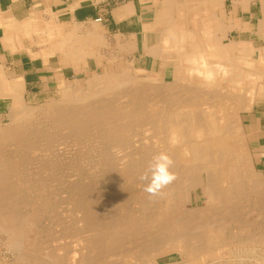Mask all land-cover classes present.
<instances>
[{
    "label": "bare ground",
    "instance_id": "6f19581e",
    "mask_svg": "<svg viewBox=\"0 0 264 264\" xmlns=\"http://www.w3.org/2000/svg\"><path fill=\"white\" fill-rule=\"evenodd\" d=\"M261 1L263 3V12H264V0H261ZM176 2L177 1L174 0V2L169 3V7L164 9L161 12V18H160V21L163 24H167L172 29V30H170L171 35L170 36L167 35V37H165L163 39V42H162L163 50H168L171 47H175L178 49L179 55H180V59L179 60L176 59V61H178V69H176V74H175L174 78H175V80L178 78L179 80L187 81V80L195 79L194 76L196 75V76H199V77L204 79L202 82L200 81V84L198 83V85H202L204 87L205 86L210 87V85L214 86L213 85L214 81H215V86H216L217 85V79H218L217 77L220 76V74H224L225 76L220 78L221 80L219 82L221 83L225 79L226 80L228 79V81L232 82V85L230 88L229 87H228V89L226 88L227 90H224L225 88L221 89L222 91L218 89L219 93H217L216 95L215 94L211 95V94L207 93V95H210V96H206L205 95L206 93L204 91H203L202 95H201V92L198 91L199 86H198V88L195 86V88H197V91L200 93V95H199L200 97H197L195 99H199V100L203 99L204 100V98L209 97L211 99L217 100V104L214 105L216 107V109H213V111L209 110V112L210 113L217 112V113H221L224 115L226 110H227V114L229 111L231 116L229 117L227 122L229 123V121H230V123L229 124L224 123V125L222 124L223 126L219 125V121L223 120L225 122L227 117L224 116L222 118V120H216V118L211 116V114H209V116L206 114V113H209L208 110H206V113L197 111L198 109L194 110L193 105L194 104L196 105V102L192 103V102L182 101V99H180L181 98L180 95H176V94L172 93L173 92L172 90H176V91H178L179 89L183 90V88H180L182 86L177 87V86L173 85L172 87L171 86L167 87L168 89L169 88L171 89L168 91H166V89L165 90L162 89L161 86L160 87L159 86L154 87V86H150V85H148V86H146V85H135V86H133L132 82H131V80H132L131 75L132 74L128 75L126 72L128 70H124V68H123L120 72L121 75H119V76L115 77V75H117V74L113 69H106L108 71L105 72L104 75L99 76L97 74V75H94V78H93L94 84H96V86H100L102 88V89H100V90H102L101 91L102 95L103 94L112 95V97H114V95L119 96L118 99L122 100L121 103L116 102V101H118V100H116L117 98L115 99L116 101L112 102V101L108 100L109 98H103L102 97L101 99H98V100L94 99L96 101L89 102L85 105L84 104H69L71 106H65V107L62 105L64 107V109L62 108V111L60 110L56 116L51 117L52 118L51 123L54 125L52 127L57 128V129H59V127H60L61 129H65L66 131L68 130L67 133H70V135L73 137L72 138L73 140H80V139L82 140L83 138L87 139L88 137H90L89 135H90V133H92L91 127H93L92 126L93 123L101 122L102 125H104L106 123V125L108 126V125H110V122L116 121L115 120L116 118L122 119V117H123V119H122V123H123V120L128 118V117L130 119V116H134V117L143 116L144 117V116H146V114L148 113V110H149L151 112V114L148 113L149 116L151 115L150 117H148L150 123L153 122L152 124H154V122H156L157 124H160L159 127L161 129H164V128L166 129V127H167V129L170 128L172 130V133L167 135L168 139H166V141L164 142L165 143V149H167V150H165L163 148L165 150L163 152H167L169 155H171V157L173 158V160L175 162L174 168L175 167L180 168V166H181L183 169L188 171L189 168L193 167V168H195L194 172L196 175L205 174L203 181L201 180V178H200L201 176H200L199 178H192L188 182L190 183L191 186H194L192 188H196V186H203V190L207 195V202L209 204L207 206L209 208L208 211H211V212L215 211L216 212V211L222 210V212L225 211L224 213H226V214L231 213L232 218H233L232 220L233 221L235 220L236 221L235 223L239 222L238 225H240L242 227L246 226L248 224L247 227H250V229H251L252 222H251V225H249V222L247 223V222H241L240 220H237V218L238 217L240 218L241 215L238 216L239 214L236 215V213H237L238 209L240 208V205H242L241 203L247 201L248 204H250L249 202L252 200L251 197L254 195L256 196V199H258V200H256L258 202L257 206H256V208L258 209V212H259V210L262 209L263 197H261V193L264 192V190H263L261 185L256 184L252 187V185L254 184L253 180H257V181H255V183L260 181L261 184H262V181H261V179L257 178L258 175L253 172L251 166L249 167V172H245L244 174L243 173L241 174L242 169L239 167V165L241 164V161L237 155V150L234 148L235 145L233 146V142H232L233 139H230L233 136L230 133H227V132L225 133L224 131H228L231 128L235 129V127H237V125L235 126V124L238 121L237 118L239 116H237V115L239 114L240 111H243V110L250 111L252 109L253 104L255 102V98H256V86L260 82L264 81V78H263L264 77V69H255L256 63L249 60L248 56L250 53V51H249L250 44H248L246 42H238V43L237 42H231L230 44L226 45L223 43L222 40L224 38H226V32L228 30L222 29L225 27V25L221 23V20L217 16L218 13H216V12L219 10H222V5L224 3V0H187V1L182 2V3L181 2L176 3ZM119 18H121V16H119ZM226 22H228V20H226ZM187 24L193 25L195 30H188L186 28ZM227 27L229 29L232 28L229 26H227ZM261 27L262 28L264 27V20L261 22ZM148 28H150V27H148ZM238 28H240V27H238ZM62 35H64V33ZM87 35H85V36L88 37ZM133 41H134V39H133ZM159 43H160V41H159ZM103 44H104V39H103L102 35L101 36L93 35L88 40H81V39L75 38V37H73V39L66 40V37H64L63 39H61L59 41V43L56 45L55 49L62 51L65 54V57L69 58L71 60V62H73L74 65H78L79 63L80 64L85 63L86 57L89 55L94 56V54H97L98 57H95V56L94 57L100 63L102 61V59L100 57V54H98L97 50ZM119 44H120V49H122L121 54H120L121 55L120 57L122 59V57L125 54L124 52L126 51L125 48L127 46L122 48V46H121L122 44L121 43H119ZM67 45H68V50H66ZM237 51H239L242 54V57L239 59L240 62L238 61V58L235 57V55L237 54L236 53ZM262 53H264V52H262ZM208 55L210 57L209 59H208ZM159 56H160V54H159ZM159 56L156 58H159ZM161 56H163V55H161ZM263 57H264V55H263ZM111 59H113V58H111ZM172 61H174V60H172ZM168 62H169V60H168ZM260 64L264 65L263 59H261ZM125 69H131V68L129 67V68H125ZM242 69H248V70H242ZM75 70H77V69H75ZM104 71H105V69H104ZM138 71H140V70H138ZM226 74H228V75H226ZM170 76H171V74H170ZM227 76L231 77V78H227ZM19 77H22V76L20 75ZM252 77H255L256 79H258V81H256L255 85L252 82H250V84H248V85L246 84V86H245L244 78H248L250 80ZM112 78H113V81L110 80ZM123 84H125V85H123ZM128 84H131L132 86L128 85ZM136 84H137V82H136ZM152 85H154V84H152ZM186 85L188 86V83ZM59 86H60L59 88H62L64 86L63 81H62V84H60ZM162 87H166V85L162 86ZM185 89H186V87H185ZM187 89H188V87H187ZM22 90H24L23 84L21 82H17L14 84V87H11V85H10V87H8V89L5 91L6 95H4V97H11L13 99V107H14L15 111H17L19 108L21 111L23 109L27 108L26 103H25L26 100L24 101V99H23ZM236 90L238 92H236ZM186 92H187V90H186ZM206 92H208V91H206ZM175 93H177V92H175ZM183 93H185V92H183ZM98 95H100V94H98ZM98 95H96V96H98ZM168 95H170L169 100L167 97ZM245 95H246V98L244 97ZM96 96L93 95L92 97L95 98ZM190 96H192V95L190 94ZM241 96H243L244 99ZM92 97H90V98H92ZM192 97H191V99H193ZM98 98H100V97H98ZM76 100H77L76 98L75 99L73 98L74 102H72V103H75ZM80 100L81 99H79V101ZM203 100L201 102L202 104L204 103ZM161 101H162V103H165V104L162 105V107H163L162 109H157L156 106H154V105L160 104ZM119 104H122V106H120ZM189 105L191 106L192 110L188 109ZM160 107H161V105H160ZM209 108H211V107H209ZM49 109H50V107H49ZM206 109H207V107H206ZM29 111H31V110H29ZM39 117H40V115H39ZM217 118H219V117H217ZM140 119L138 121H140ZM145 120L146 119L143 118L142 121H145ZM118 121L119 120H117L116 122H118ZM103 122H104V124H103ZM145 122L144 123L142 122V123L145 125ZM119 123H120V121H119ZM130 124L134 125L135 123L133 124L132 122H130ZM130 124L128 123V125H129L128 126L126 123V126H125V124H124V126L129 127V129H131L132 125H130ZM143 124H141V125L143 126ZM149 125H147V126L149 127ZM134 126H138V125H134ZM147 126H146V128H147ZM25 127H27V126H19V130L21 128L23 130L21 129L22 132L17 131L18 132L17 136L19 139L20 138L22 139L25 137L24 141L27 140L29 142L27 144H29V145H30V143L33 144V141L35 140V136L33 135L34 132H31L32 130H30V132H31L30 133L29 129L27 131V129H25ZM105 127H104V130H105ZM125 127L121 128V127L115 126V125L112 126L111 128L109 127L110 132H108L109 137H107V138L110 139V141H107V138L105 140L102 135H101L102 137L100 139L103 138L105 141H107V143L109 142L108 144L111 148H112V146L116 147V148H123L125 146V144H127V142H128V141H125L126 138L123 135L124 129H126ZM159 127H157V128H159ZM100 128H101V126H100ZM152 128H154V127L152 126ZM57 129H55V130H57ZM127 129H126V131H127ZM133 129H134V127H133ZM238 129H240V128H238ZM100 130H102V129H100ZM9 131H10V129L7 130V132H9ZM58 131H60V130H58ZM66 131H65V133H66ZM97 131H99V130L96 129L95 132H97ZM161 131H163V130H161ZM161 131L159 130V132H161ZM187 131H190V133ZM102 132H103V130H102ZM136 132H137V130H136ZM151 132H149V134ZM156 132H158V131H156ZM237 132L239 133L241 131H237ZM92 134H94V133H92ZM149 134H148V136H149ZM154 134H155V132H154ZM162 134H164V132ZM44 135H47V134L44 133ZM58 135H57V137H58ZM59 136H61V135H59ZM132 136H130V137L133 138ZM150 136H151V134H150ZM156 136H154V137H156ZM98 137H100V136H98ZM104 137H106V136H104ZM53 138H51L52 140H50V139H46L44 137V139L41 138V140L43 139V143H44V140L46 139L45 144H47V146H49L48 148L51 149V148H55L56 143H58V141L55 142L53 140ZM66 138H68V137H66ZM229 139H230V142H228ZM55 140H58V139H55ZM2 141H4V140L2 139ZM37 141H39V139ZM39 142L42 143V141H39ZM41 143H40V145L43 144V143L42 144ZM107 143H105V144H107ZM178 143L180 145L182 144V147H184V149H185L184 154L181 153V155H182L181 158L178 155V151H177L178 149L176 150V147H173V146H175V144L180 146ZM155 144H158V143H155ZM137 145H136V147H137ZM159 145L160 144H158V146ZM42 146H40V147L42 148ZM32 147H33V145H32ZM46 147H45V149L47 150ZM110 147L107 148L108 151H110ZM160 147H159V149H160ZM235 147H237V146H235ZM7 149H9V148L7 147ZM107 149L105 150V152L103 151V153L102 152L101 153L104 155L102 160H103V162L108 163V164H106V167L109 168L110 172H112L113 169L115 168V166H114L115 163H119L120 166H123V168H124L123 170H126V172L130 171L134 168L131 165L132 160L131 161H130V159H129V161L127 160L128 159V157L126 156L127 154L122 158L116 159V158L109 157L107 154H105L108 152ZM144 149H146V148H144ZM152 149H154V148H152ZM17 150H18V148H17ZM19 150H20V148H19ZM39 150H40V148H39ZM42 150L43 149H41V152H42ZM142 150H143V148H142ZM130 151H131V149H130ZM43 152L45 153L44 150H43ZM110 152H113V151H110ZM134 152H136V151H134ZM147 152H148V150H147ZM159 152H161V151H159ZM129 153H131V152H129ZM229 154H232V156H230ZM22 155H23V153H22ZM37 155H38V153H37ZM106 155L108 157H106ZM131 155H129V156H131ZM139 157L141 158V162H142L141 164L143 165V166L142 165L141 166L146 167L145 164L147 165L149 162L147 154H145V153L141 154L140 153ZM243 157H244V155H243ZM131 158H132V156H131ZM9 159L11 160V158H8V160ZM5 160H7V158ZM5 160H3V161H5ZM228 161H229L228 164L230 166L228 165L229 168L226 166V169L227 168H228V170L231 169V173H230V176L228 177V180L232 181V183L229 184V186H230L229 188H226V189L224 188L225 190L222 189L223 190L222 191V190H219V187H220L219 184L222 185V183L225 182L222 180H225L226 178L223 174L224 172H222L221 167L224 164H226V162H228ZM135 162H133V163H135ZM18 163H23V162H18ZM45 166H46V164L43 166V168ZM96 166L94 167L95 169H96ZM102 166H98L99 167L98 169H100V167H102ZM141 166H139V167H141ZM6 167H8V166H6ZM6 167L0 168V240L2 238L1 234H4L5 236H7L6 240H8L9 245L10 244H12V245L17 244L19 246L22 244L21 241L23 240V237H26V236L22 237V235H21L24 231L23 227H25L26 225L25 226L23 225L25 223V221L23 220L24 218L21 215L16 216L14 212L9 213V212H12V210L15 209L16 207H19V206H17L19 204H17V200L12 197V196H14L15 193L12 196H11V194H9V190L12 191V189L9 188L10 185L7 186L9 188V190L5 187L7 185L6 184L7 181L9 180V178H11V176L9 177V174L11 172L10 166H9V170H10L9 173H7L8 171L5 172ZM49 167H51V166H49ZM49 167H47V169ZM17 168H18V165H17ZM95 169H94V171H97V172H99L100 170L102 171V169H100L99 171L97 169L96 170ZM47 171H49V169ZM143 171L144 170H142V172ZM13 172H14V169H13ZM139 173H140V171H139ZM95 174H96V172H95ZM106 174H107V172H106ZM108 175L110 176V174H108ZM127 175H128V173H127ZM109 176L106 178L110 179ZM177 176H178V174H177ZM113 177H115V176H113ZM189 177H191V176H189ZM254 177H255V179H254ZM107 181H109V180H107ZM251 181H253V182H251ZM121 182H122V180H121ZM178 182H179V180H178ZM104 183H105V181H104ZM110 183H111V181H110ZM245 183H246V185H249V188L244 187ZM17 184H19V183L17 182ZM113 184H115V183H113ZM180 184H181V182H180ZM182 184L184 186V183H182ZM250 184H252V185H250ZM11 185H13V184H11ZM223 185H224V183H223ZM178 186H179V184H178ZM172 187L169 185L167 194L165 196H163V197H165V201H164L165 204L161 207V211L159 209H158L159 211L156 210V208H154L150 202L145 203L146 202L145 201L141 204V206H143V207L140 208V214L139 215H134L133 213H129V210H127L126 213H129V214L126 217L123 216L122 218H118V219H115L112 221H106L105 220V222L98 215H96L97 213H95L96 217H95V215H91V216L90 215H84V217L81 218V220H80V222H82L84 224V226H83L84 229H81V234L84 233V235L80 238L81 239L80 241L82 243L81 248L79 250L73 249V251L71 253H69V255H71L70 256L71 258L67 257V262L64 261V264H101V263L103 264V262H104L103 260H105V261H106V259L108 260V258L110 256L112 258L114 256H118V257L127 256L129 258H133L134 255L136 256L138 254L140 257L144 256V259L147 261V264H159L158 262H156V257L161 258V257L167 256L169 254H172L174 252H178L182 257H185V256H189V257L199 256L201 258L202 257H207V258L208 257H214L213 251L215 249L220 248L222 246H224V247L226 246L225 244H223V243H225V240H223V238H225L223 235L224 227H220V226L216 227L217 224H215V227H213L210 225V223L203 222L201 219L202 216L200 215V213L198 214L197 211H195V213L190 212V213H188L189 215H187L184 211V205H183V204H185L184 200L186 198L180 197V196H182V194L184 192H182V194L180 191L177 192L176 187H174L173 191H172ZM14 189H15V187H14ZM17 189H18V187H17ZM17 189H16V191H17ZM17 192L20 194L19 190ZM129 192H130V190H129ZM190 192H191V190H190ZM12 193H13V191H12ZM147 198H149V197H147ZM20 199L23 200L24 198L23 199L20 198ZM77 200H79V199H77ZM253 200H255V199L253 198ZM94 201H95V199H94ZM21 204H22V202H21ZM80 205L83 206V204H80ZM92 205L94 206V203ZM78 206H79V204H78ZM246 207L248 208V205L245 206V208ZM242 209H244V206L242 207ZM78 210L80 211V209H78ZM84 210H85V208H84ZM97 211H98V209H97ZM201 211H203V210H201ZM246 211L248 212V210H246ZM176 212L180 213L182 217L185 216L187 218V220L182 218V217H179V219H176V217H174V214ZM250 212H251V210H250ZM24 214H26V213H24ZM203 214H204V211H203ZM210 215H211V213H210ZM27 216H29V215H27ZM216 216H217V213H216ZM208 217H209V215H208ZM208 217H207V219H208ZM262 218H263V214H262ZM27 219H28V217H27ZM205 219L206 218H204L203 220H205ZM221 219H223V218H221ZM242 219H246V218H242ZM101 220H102V222H101ZM207 221H209V220H207ZM215 221H216V219H215ZM243 221H245V220H243ZM221 222H222V220H221ZM33 223L35 224V222H33ZM192 223H195L194 226H197L199 224L200 228H203L202 226H205V228H204L205 230L204 229L201 230L200 233H198L197 235H194V236L189 235L188 230L190 228V224H192ZM226 223H227V221H226ZM27 224L29 225V222ZM211 224H213V222ZM253 225H254V222H253ZM101 226H104V227L101 228ZM191 226H193V225H191ZM26 227H28V226H26ZM31 227L33 228V226L30 225V227H29L30 230H31ZM206 227H208V229H206ZM243 229H245V228H243ZM247 232L249 234L248 238H250L251 242H252V239L254 240V238H255L254 241H257L261 244H264V231L261 232L259 230L258 233H255V234H251L250 233L251 230H249ZM28 233H31V232L28 231L27 234ZM33 233L35 234L34 231H33ZM79 235H80V233H79ZM36 236H32V237H36ZM32 237H29V238L31 239ZM76 237H77V235H76ZM245 237H247V236H245ZM37 238H38V236H37ZM25 240H27V238ZM38 240H40V238ZM246 240L247 239H245V242H246ZM26 242L27 241H25V243ZM228 242L229 241H227V243ZM241 242H244V241L242 240ZM37 243H39V242L37 241ZM76 244H79V243L77 242ZM72 245H73V243H72ZM14 246L17 247L16 245H14ZM14 246H12V247H14ZM32 246H29L28 248H30ZM62 246L64 247V245H62ZM19 248H21V247L19 246ZM126 248H128V249H126ZM9 249H11V247ZM19 251H17V252H19ZM29 251H31V250H29ZM39 251H41V250H39ZM52 251H54V250H52ZM182 251H185L184 253H186V254H184ZM26 252H28V251H26ZM113 252H115L114 255H112ZM39 255H40V253H39ZM48 255H51V253H49ZM54 255L55 254L53 253V256ZM257 255H258V253L255 256H257ZM34 257H36V256H34ZM111 257L109 258V260L111 259ZM45 258H47V257L45 256ZM23 259H25V258H23ZM23 259H22V261H23ZM39 259H41V258H39ZM135 259H136V257H135ZM140 260H136V261L140 263ZM22 261H20V262L24 263ZM40 261L45 262V259L40 260ZM47 261H48V259H47ZM50 261H51V257H50ZM52 262H53V260H52ZM55 262H53V263H55ZM183 262H185L186 264H191L190 261H188V259H186V261L183 260ZM39 264H40V262H39ZM109 264H111V263H109ZM170 264H172V263H170ZM174 264H180V263H174ZM210 264H227V263L224 260L221 261L220 258H215L214 262H212ZM238 264H263V262L259 263L257 261H248V260L245 261V260L240 259Z\"/></svg>",
    "mask_w": 264,
    "mask_h": 264
},
{
    "label": "rangeland",
    "instance_id": "374dc122",
    "mask_svg": "<svg viewBox=\"0 0 264 264\" xmlns=\"http://www.w3.org/2000/svg\"><path fill=\"white\" fill-rule=\"evenodd\" d=\"M222 29L228 30L229 28L227 26H225ZM47 30H48V37L50 40H48L47 44L44 42V47L47 45V47L50 48V50H48V53H52L53 51H57L54 48L56 46L52 47V45H55L56 43H58V41H60L64 37H66V40L73 39V37L79 38L81 40H88L93 35H95V36L96 35H99V36L102 35V37L104 39V44L101 45L99 47V49L97 50L98 54H100L102 61L99 63L98 60L95 58V57H98L97 54H94L95 57L93 55L87 56L86 60H90V59L94 60L96 62L98 69H94L93 71L87 70V72H85V73L82 72L83 69H77L76 71H80V72H82V74L75 77L72 73L71 74L72 76L68 75V80L65 81V80L61 79L64 83V86L62 87L63 89L65 88L64 90L62 88H59L60 87L59 85L62 84L61 80H59L58 83L55 80H53V81L50 80V82L48 81V83H49L48 85H46V83L44 82V95L42 97L26 99L25 103H26V107L28 109L26 108V109H23L21 111L19 108L17 111H15L14 107H13V102L11 99H6L5 101H2V100L0 101V132H1L0 133V149H1L0 152L2 151L0 153V159H1L0 160L1 161L0 162L1 163L0 168L1 167L5 168L6 166H8V167H6V170H5V172L8 171L7 173H9L11 170L12 173L10 172V174H9V177L11 176V178H9V180L6 183L7 185L5 187L8 190H9V188L12 189L13 193L11 190H9V194H11V196H12L15 193L14 196H12V197L15 198L17 200V204H19V205H17L19 207H16L15 209L12 210V212H9V213L14 212L16 216L21 215L24 218L23 220L25 221V223L23 225L28 226V227H26V226L23 227L24 231L21 235H22V237L23 236H26V237H23V240L21 241L22 244L19 245L21 248H19V246L17 244H13V245L10 244L9 245L8 240H6L7 236H5L4 234H1L2 238L0 240V264H29V263L30 264H39V262H40V264H51V263L52 264H55V263L56 264L57 263L58 264H64V261L67 262V257L71 258L70 257L71 255H69V253H71L73 251V249L79 250L81 248L82 243L80 241L81 240L80 238L84 235V233L81 234V229H84L83 228L84 224L82 222H80V220H81V218L84 217V215H90L91 216V215H95V213H97L96 215H98L105 222V220L106 221H112V220H115L118 218H122L123 216L126 217L129 213H133L134 215H139L140 214V208L143 207V206H141V204L145 201H146L145 203L150 202L152 204V206L154 208H156V210L159 209L160 211H161V207L165 204V202H164L165 197H163V196H165L167 194L168 187L164 190L163 196L149 199V198H147L148 194H146L143 191V182H141L139 179L140 175L146 170L145 168L147 167L146 164H145L146 167H142L143 165L141 164L142 163L141 158L139 157L140 153L141 154H143V153L147 154V157L150 160L151 157L154 154H156L157 152L159 153V151L162 152V151L167 150V149H165V143L164 142L166 141V139H168L167 135L172 133V130L170 128L167 129V127H166V129L165 128L161 129L159 127L160 124H157L156 122H154V124H152L153 122L150 123L148 117L151 116V115L149 116V114H151V112L149 110H148L149 114L147 113L146 116H144V117L143 116H137V115H136L137 117L130 116V119H129V117L124 119L123 123H122L123 117H122V119L116 118L115 120L116 121L119 120L121 124L119 123V121L118 122L112 121V122H110V125H108V126L106 125V123L104 124V122H103L104 125H102L101 122L93 123V125H92L93 127H91V130H92L91 132L94 134L90 133V135H89L90 137L87 138L88 140L86 138H83L82 140L81 139L80 140H73L72 139L73 137L70 135V133H67L68 130L66 131L65 129H61L60 127H59V129L52 127L54 125L51 123V119H52L51 117L56 116L57 113L60 110L62 111V108L64 109L65 106H71L69 104H84L85 105L89 102L96 101L94 99L98 100V99H101L102 97L103 98H109L108 100L112 101V102L118 100L116 102L121 103L122 100L118 99L119 96L114 95V97H112V95H106V94L102 95V92H101L102 90H100L102 88L100 86H96V84H94V79H93L94 75L98 74L99 76H102V75H104L105 72L108 71L106 69H113L117 74V75H115V77H116V76L121 75L120 72L124 68V70H128V71H126L128 75L132 74L131 75V77H132L131 82H132L133 86H135V85H146V86L150 85V86H154V87H156V86L160 87L161 86V88L164 90L166 89V91L171 90L170 88L168 89L167 87H170V86L172 87L173 85H175L177 87L182 86L180 88H183V90L182 89H179L178 91L172 90L173 91L172 93H174L176 95H180L181 96L180 99H182V101L192 102V103L196 102V105L195 104L193 105L194 110L198 109L197 111H200L203 113H206V110H208V112H209V110L213 111V109H216V107L214 105L217 104V100L211 99L209 97L204 98V100L203 99H200V100L195 99L197 97H200L199 96L200 93L198 91L201 92V95L203 94V91L206 93L205 94L206 96H210V95H207V93H209L211 95H214V94L216 95L217 93H219V90L224 89V88H225L224 90H227L228 87L230 88L232 85V82L228 81V79L227 80L225 79L221 83L219 82L221 80L220 78L225 76L224 74H220V76L217 77L218 79H217V85L216 86H215V81H214L213 82L214 86L210 85V87H207V86L204 87L202 85H198V83L200 84V81L202 82L204 79L199 77V76H196V75L194 76V78H195V79H193L194 81L193 80L183 81V80H179L178 78L175 80L173 75L170 76V74H168L167 76H164V75L160 76V75H154V74H150V73L146 74L145 72L138 71L132 65H130L128 61L121 59V57L119 55V53H120V44H119L120 42H118L119 40L116 41L115 38H112V37L106 35L104 33V30L102 29V26L99 24H94V25L89 26V27H86V26L84 27L83 25H76V26L64 25V26H61V25L52 24V25L48 26ZM63 33H64V35H62ZM85 35H87L88 37H86ZM66 50H68V45L66 46ZM111 58H113V59H111ZM64 59H65V65L66 66L73 64V63H71V60L69 58H64ZM82 67H83V65H82ZM129 67L131 69H125V68H129ZM104 69H105V71H104ZM242 70H248V69H242ZM226 75H228V74H226ZM227 78H231V77L227 76ZM110 80L113 81V78ZM256 81H258V79H256L255 77H252L250 80L248 78H244L245 86H246V84L247 85L250 84V82H252L255 85ZM136 82H137V84H136ZM169 82L170 83L172 82V83L170 84ZM187 83H188V86L186 85ZM152 84H154V85H152ZM123 85H125V84H123ZM128 85H131V84H128ZM165 85H166V87H162ZM195 86L197 88L199 86L198 91H197V88H195ZM185 87H186V89H185ZM187 87H188V89H187ZM186 90H187V92H186ZM182 91L185 93H183ZM206 91H208V92H206ZM175 92H177L178 94ZM236 92H238V91L236 90ZM98 94H100V95H98ZM190 94L193 97L190 96ZM93 95L94 96L98 95V96H96L94 98V97H92ZM90 97H92L93 99ZM98 97H100V98H98ZM167 97L169 100L170 95H168ZM191 97L194 100L191 99ZM241 97L243 98V96H241ZM244 97L246 98V95ZM73 98L77 99L75 101V103H72V102H74ZM79 99H81V100L79 101ZM202 100L204 102L203 104L201 103ZM164 104L165 103H162V101H161L160 104H157L154 106H156L157 109H162L163 108L162 105H164ZM119 105L122 106V104H119ZM160 105H161V107H160ZM49 107H50V109H49ZM206 107H207V109H206ZM209 107H211V108H209ZM188 109L192 110L190 105H189ZM29 110H31V111H29ZM247 112L248 111H245V110L239 112V114L237 115V116H239L237 118L238 121L235 124V126L237 125V127H235V129L231 128L228 131H224L225 133L226 132L230 133L233 136L230 139L234 140V141L232 140L233 146L234 145L237 146V147L234 146V148L237 150V155L241 161V164L239 165V167L242 169L241 174L242 173L244 174L245 172H249L250 166H251L253 172L256 173L254 162H253V157H252L253 154L250 152V145L248 142L249 140L247 138L246 131L244 132L245 127L242 130V126H243L242 124H244V121L246 120ZM212 113L209 112L206 114L208 116H209V114H211V116L216 118V120H222V118L224 116L227 117L225 122L223 120L219 121V125L223 126L224 123L225 124L230 123V121H229V123L227 122L229 117L231 116L229 111L227 114V110H226L224 115L221 113H217V112H212ZM39 115H40V117H39ZM142 117L146 119L145 120L146 122L147 121L148 122L146 123L145 121H142L143 120ZM217 117H219V118H217ZM139 119H140V121H138ZM129 121L132 122L133 124L135 123L134 125H138L139 127L130 124ZM142 122L143 123L145 122V125ZM126 123H127V125H128V123L130 125H132L134 127V129L132 126H131V129H129V127H125ZM124 124H125V126H124ZM141 124H143V126ZM146 124L149 125V127ZM114 125L119 126L121 128H124V127L126 129L128 128L127 131H126V129H124V133H123L124 137L126 138V139L124 138L125 141H128L127 144H125V146L123 147L124 149L123 148H116L113 146L111 148L108 144L109 142L107 143V141H110V139L107 138V137H109V133H108V132H110L109 129ZM19 126H27V127H25V129H27V131L29 129V132H30V130H32L31 132H34L33 135L35 136V140L33 141V144L32 143H30V145L27 144L29 142L27 140L24 141L25 137L22 139L18 138V136H17L18 132H22V130H23L22 128H21L22 130L21 129L19 130ZM100 126H101V128H100ZM146 126H147V128H146ZM152 126L154 128H152ZM104 127H105L106 131L104 130ZM157 127H159V128H157ZM238 128H240V129H238ZM9 129H10V131L7 132V130H9ZM55 129H57V130H55ZM96 129L99 131L95 132ZM100 129H102L103 132ZM58 130H60L61 132ZM136 130H137V132H136ZM159 130L160 131L163 130V131L159 132ZM65 131H66V133H65ZM156 131H158V132H156ZM235 131L236 132L241 131V132L236 133ZM149 132H151L150 133L151 136H150ZM154 132L157 136L154 134ZM163 132H164V134H162ZM187 132L190 133V131H187ZM44 133L47 135H44ZM58 134L61 136H59ZM148 134H149V136H148ZM57 135L59 138L57 137ZM101 135L103 136V138L105 140L107 138V141H105L103 138L100 139L102 137ZM129 135L130 136L133 135L132 136L133 138H131ZM43 136L46 139H50V140H52L51 138L54 137L53 140L55 142L58 141V143H56V145H55V148L49 149L48 148L49 146H47V144H45L46 139L44 140V143H43V139H44ZM98 136H100V137H98ZM104 136H106V137H104ZM154 136H156V137H154ZM66 137H68V138H66ZM1 138L4 141H2ZM41 138H43V139L41 140ZM38 139H39V141H42L43 144L41 142L37 141ZM55 139H58V140H55ZM230 139L228 142H230ZM40 143L43 146L40 145ZM105 143H107V144H105ZM155 143H158L160 145L158 146V144H155ZM31 144L33 145V147ZM107 145L110 147V151H113V152L108 151L107 148H109V147ZM136 145H137V147H136ZM40 146H42V148ZM7 147L9 149H7ZM45 147L47 148V150L45 149ZM159 147H160V149L161 148L162 149L160 150ZM173 147H176V150L178 149L177 150L178 155L181 158L182 157L181 153L184 154V152H185L184 151L185 149H184V147H182V144L180 146L175 144V146H173ZM17 148H18V150H17ZM19 148H20V150H19ZM39 148H40V150H39ZM113 148L117 149L120 154H117V152L114 151ZM142 148H143V150H142ZM144 148H146V149H144ZM152 148H154V149H152ZM41 149H43L45 151V153L43 152V150L41 152ZM106 149L108 152L105 154H107L109 157L116 158V159L122 158L127 154L126 155L128 157L127 160L128 161H129V159H130V161L132 160L131 165L134 168L132 170L126 172V170H123L124 169L123 166H120L119 163H115V165H114L115 168L113 169L112 172H110L109 168L106 167V164H108V163L107 162L105 163L102 160L103 156H104L102 153H103V151L105 152ZM130 149H131V151H130ZM147 150L149 153L147 152ZM134 151H136V152H134ZM129 152H131V153H129ZM22 153H23V155H22ZM37 153H38V155H37ZM107 155H106V157H108ZM129 155H131L132 158ZM229 155L232 156V154H229ZM243 155H244V157H243ZM6 158H7V160H5ZM8 158H11V160L10 159L8 160ZM3 160H5V161H3ZM18 162H23V163H18ZM133 162H135V163H133ZM228 163H229V161L226 162V164H224L222 166L223 168L221 167L222 172H224L223 174H224L226 179L223 177L225 180H222V181H225V182H223L224 185H223V183H222V185L219 184L220 185L219 190H222V189L225 190L226 188H229L230 187L229 184L232 183V181L228 180V177L230 176V173H231V169L228 170V168L230 166ZM45 164L47 167L51 166L48 168L49 171H47L48 169L46 166H45L46 168L45 167L43 168V166ZM17 165H18V168H17ZM9 166H10V170H9ZM95 166H96V169L98 171L100 169H102V171L101 170L99 172L94 171ZM98 166H102L103 168L100 167V169H98L99 168ZM139 166H141V167H139ZM226 166L228 167L227 169H226ZM192 168H189L187 171V170L183 169L181 166H180V168L179 167L178 168L173 167L172 170L175 173L177 172L176 176H177V174H178V176H177V179L174 181V183L170 185L171 187L173 186L172 191H173V188L176 187L177 192L180 191L181 194H182V192H184L182 194V196H180V197L186 198L184 200L185 204H183V205H184V211L187 215H189L188 213H190V212L195 213V211H197V213L198 214L200 213V215L202 216L201 219L203 222L210 223V225L213 227H215V224H217L216 227L217 226L224 227L223 235L225 238H223V240H225V243H223V244H225L226 246L220 247L221 249L220 248L215 249L213 251L214 257H208V258L207 257L201 258L199 256L182 257L178 252H174L172 254H169V255L161 257V258L156 257V262H158L159 264H170V263H172V264H174V263L186 264L185 262H183V260L186 261V259H188V261H190L191 264H208V263L210 264V263L214 262L215 258H220L221 261L224 260L227 264H238L240 259L245 260V261L246 260L257 261L259 263L263 262V264H264V244H261L257 241H254L255 238H254V240L252 239V242H251L250 238H248L249 234L247 232V231L251 230L250 233L255 234V233H258L259 230L261 232L264 231V219H263L264 218V212H263L264 211V201L262 202L263 207L261 210H259V212H258V209L256 208L257 203H258L256 200H258V199H256L255 195L251 197L252 202L250 201L249 202L250 204H248L247 201L241 203L242 205H240V208L238 209L239 212L237 211V213H236V215L239 214L238 216L241 215L240 216L241 219L238 217L237 220H240L241 222H247V223L249 222V225H251V222L253 225V222H254V225H253L254 227L251 225V229H250V227H247L248 224L246 226L242 227V226L238 225L239 222L235 223L236 221L232 220L233 218H232L231 213L226 214V213H224L225 211L222 212V210L216 211V212L212 211L213 213L211 211H208L209 208L207 206L209 204L207 202V195L203 190V186H196V188H192L194 186H191L190 183L188 182L190 179L199 178L200 176H201L200 177L201 180L203 181L205 174L196 175L194 172L195 168H193V169ZM13 169H14V172H13ZM138 170L140 171V173ZM142 170H144V171L142 172ZM105 171L107 172V174ZM95 172L97 175L95 174ZM127 173H128V175H127ZM108 174H110V176ZM256 174L258 175L257 178L262 179L261 175H259L258 173H256ZM107 175L109 176L110 179L106 178V177H108ZM113 176H115L116 178ZM189 176H191V177H189ZM120 179L122 180V182ZM254 179H255V177H254ZM107 180H109V181H107ZM178 180H179V182H178ZM104 181H105V183H104ZM110 181H111V183H110ZM253 181H254V184L256 185L255 181H257V180H253ZM253 181H251V182H253ZM17 182L19 184H17ZM180 182H181V184H180ZM113 183H115L116 185ZM182 183H184V186ZM11 184H13V185H11ZM178 184H179V186H178ZM254 184L252 185V187L254 186ZM9 185H10V187L8 188L7 186H9ZM14 187H15V189H14ZM17 187H18V189H17ZM244 187L249 188V185H246V183H245ZM16 189H17V191L19 190L20 194L16 191ZM128 189L130 190V192ZM190 190H191V192H190ZM20 198H22V199L24 198V199L21 200ZM253 198L255 200H253ZM77 199H79V200H77ZM94 199L96 202L94 201ZM20 201L22 202V204ZM93 203H94V206L92 205ZM78 204H79V206H78ZM80 204H83V206ZM247 205H248V208L250 207L249 209L247 207L245 208V206H247ZM243 206H244V209H242ZM84 208H85V210H84ZM78 209H80V211ZM97 209H98V211H97ZM127 210H129V213H126ZM201 210L204 211V214H203V211H201ZM246 210H248V212ZM250 210H251V212H250ZM24 213H26V214H24ZM210 213H211V215H210ZM216 213H217V216H216ZM262 214H263V218H262ZM27 215H29V216H27ZM96 215H95V217H96ZM208 215H209V217H208ZM27 217H28V219H27ZM174 217H176V219H179V217H182V216L180 213L176 212L174 214ZM207 217H208V219H207ZM220 217L223 219H221ZM182 218L187 220V218L185 216H183ZM204 218H206V219L203 220ZM242 218H246V219H242ZM215 219H216V221H215ZM220 219L222 220V222ZM102 220H101V222H102ZM207 220H209V221H207ZM243 220H245V221H243ZM226 221H227V223H226ZM28 222H29V225L27 224ZM33 222H35V224ZM212 222H213V224H211ZM194 224L195 223L190 224V228L188 230V233L191 236L197 235L198 233H200L201 230H203L205 228V226H202L203 228H200L199 224L197 226H194ZM30 225L33 226V228L31 227V230L29 229ZM191 225H193V226H191ZM103 227L104 226H101V228H103ZM243 228H245V229H243ZM206 229H208V227H206ZM28 231L31 232L32 234L31 233L27 234ZM33 231L35 232V234L33 233ZM79 233H80V235H79ZM36 235L38 236V238ZM76 235H77V237H76ZM32 236H36V237H32ZM245 236H247V237H245ZM29 237H32V238L30 239ZM26 238H27V240H25ZM39 238H40V240H38ZM245 239H247L246 242H245ZM242 240L244 242H241ZM25 241H27V242L25 243ZM37 241L39 243H37ZM227 241H229V242L227 243ZM75 242L76 243L78 242L79 244H76ZM72 243L74 246L72 245ZM61 244L64 245V247ZM11 245L12 246L16 245L17 247H15V246L12 247ZM9 246L11 247V249H9L10 248ZM29 246H32V247L28 248ZM56 246L57 247L59 246V247L57 248ZM126 249H128V248H126ZM29 250H31V251H29ZM39 250H41V251H39ZM52 250H54V251H52ZM17 251H19V252H17ZM26 251H28V252H26ZM182 252L184 253L185 251H182ZM39 253H40V255H39ZM49 253H51V255H48ZM53 253L55 254L54 255L55 257L53 256ZM257 253H258V255L255 256ZM114 254H115V252L112 253V255H114ZM184 254H186V253H184ZM34 256H36V257H34ZM45 256L47 258H45ZM138 256H139V254L136 256L134 255L133 256L134 259L129 258L127 256H125V257L124 256H121V257L114 256L116 258L115 259L114 257L112 258L110 256L111 259L109 260L110 257L108 258V260L106 259L107 262L105 260H103L104 261L103 264H109V263H111V264H114V263L115 264H147V261L144 259V256H141V257L140 256L138 257ZM22 257L25 259H23ZM38 257L41 259H39ZM50 257H51V261H50ZM135 257H136V259H135ZM43 258L45 259V262L40 261V260H44ZM22 259H23V261H22ZM47 259H48V261H47ZM52 260H53V262H55V261L56 262L53 263ZM136 260H140V263L137 262ZM20 261H22L24 263H21Z\"/></svg>",
    "mask_w": 264,
    "mask_h": 264
},
{
    "label": "crops",
    "instance_id": "0c3cea01",
    "mask_svg": "<svg viewBox=\"0 0 264 264\" xmlns=\"http://www.w3.org/2000/svg\"><path fill=\"white\" fill-rule=\"evenodd\" d=\"M175 1L182 3L187 0ZM172 2L174 0H0V101L11 99L13 102L11 97L4 95L8 87H14L17 82L23 84L22 95L25 101L42 97L44 82L46 85L50 80L58 83L61 79L68 80V75L72 73L77 77L87 70L98 69L96 62L91 59L83 64L66 66V57L62 51L55 49L57 51L48 53L50 48L47 45L44 47V42L47 44L50 40L47 28L52 24L84 27L99 24L106 35L119 40L122 48L127 46L122 59L128 61L135 69L160 76L171 74L174 77L178 69L176 59L179 60L180 55L175 47L163 50V39L171 35L172 29L160 21L161 12ZM216 13L222 24L232 27L226 32L223 43L250 44L249 60L256 63L255 69H264V65L260 64L261 59L264 60L262 1L224 0L222 10ZM98 19H102V22H97ZM186 28L195 30L190 24H187ZM236 53L235 57L240 62L242 54L239 51ZM158 56L159 58H156ZM20 75L22 77H19ZM263 89L264 81L256 86L255 102L247 112L242 130L245 127L244 132L246 131L250 152L253 154L255 171L262 176V184L260 181L256 184L261 185L264 190ZM261 197L264 201V192Z\"/></svg>",
    "mask_w": 264,
    "mask_h": 264
},
{
    "label": "clouds",
    "instance_id": "9594fccd",
    "mask_svg": "<svg viewBox=\"0 0 264 264\" xmlns=\"http://www.w3.org/2000/svg\"><path fill=\"white\" fill-rule=\"evenodd\" d=\"M120 154L117 149H114ZM174 160L167 152L154 154L149 160L146 170L139 179L143 182V191L148 194L149 199L164 195V190L177 179L172 170Z\"/></svg>",
    "mask_w": 264,
    "mask_h": 264
},
{
    "label": "built area",
    "instance_id": "2783aa9c",
    "mask_svg": "<svg viewBox=\"0 0 264 264\" xmlns=\"http://www.w3.org/2000/svg\"><path fill=\"white\" fill-rule=\"evenodd\" d=\"M97 22H102V19H98Z\"/></svg>",
    "mask_w": 264,
    "mask_h": 264
}]
</instances>
